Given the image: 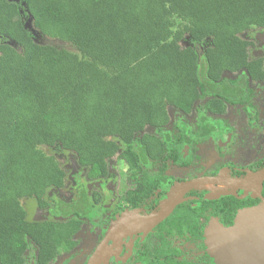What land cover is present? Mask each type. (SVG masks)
<instances>
[{"label": "trees", "instance_id": "1", "mask_svg": "<svg viewBox=\"0 0 264 264\" xmlns=\"http://www.w3.org/2000/svg\"><path fill=\"white\" fill-rule=\"evenodd\" d=\"M28 18L67 48L37 44ZM252 29L264 30V0H0V264H25L31 248L40 264L71 249L100 202L83 185L59 199L65 172L46 148L74 154L76 182L84 169L86 181L111 180L107 161L126 159L125 199L139 211L168 180V163L187 167L185 145L193 151L219 122L228 129L218 118L236 88L228 74L264 75L241 37ZM24 199L51 219L26 220ZM190 204L168 221L194 243L211 216L231 226L244 206L232 197Z\"/></svg>", "mask_w": 264, "mask_h": 264}, {"label": "flooded vegetation", "instance_id": "2", "mask_svg": "<svg viewBox=\"0 0 264 264\" xmlns=\"http://www.w3.org/2000/svg\"><path fill=\"white\" fill-rule=\"evenodd\" d=\"M261 46V50L263 51L264 43ZM248 60H262V70L264 73V60L262 57L250 59L248 53ZM241 73H233L234 77H229L231 80L236 81V88L232 89L231 95L233 101L230 104H226V112L218 116L219 120H229L231 126L226 130H222L224 127H221V123L219 122L218 129L220 131L208 133L205 130L203 133L205 137L207 136V141L195 144L193 151H191L189 146L185 145L184 148L188 151L184 153V157L187 155L189 157L187 167H178L171 162L167 164L164 174L168 180L164 183L163 187L157 188L153 193L154 197L149 202L145 201L141 207H138L139 211H136L140 215L149 214L157 208L164 200L170 188L176 183H183L202 177L243 180L256 175L264 169V75L261 80L252 81L246 72L244 74ZM187 119L190 120L189 118ZM191 152L195 153L191 154ZM170 169L179 171L183 176H172L169 171ZM78 171L79 166L77 165V169L73 172L74 178L70 187V197L64 198L58 193L59 199L66 202L73 200L77 192L75 187L83 185L88 194V201H92L93 195L96 194V197L100 196V202L92 204L93 212L90 213L89 218L83 222L79 232L75 235L76 245L71 249H65L62 246L58 247L57 250L50 254V259L43 260L41 264H89L90 258L104 239L110 224L122 213L133 210V207H130L125 199L126 193L129 191L125 175L129 170L121 174L123 187L122 200L115 203L110 199L104 200L110 194V183H112L114 178L110 170L109 173L112 175L111 180L98 179L86 181L84 169L78 176L79 181L76 182L74 175L79 173ZM94 182H97L101 186L104 191H102V194L97 190L88 189L89 183ZM229 197L244 205L236 210L234 214L236 218L240 212L255 208L264 202V179L260 184L248 187L215 184L199 186L187 192L182 197L181 202L190 201L189 207L194 208L196 205H203L205 201H210V205L215 206L213 203L218 202L220 204L225 198L228 199ZM152 200L153 203L150 207ZM208 211H211V208H208ZM40 215L43 218L38 222L51 219L43 210H41ZM169 216L153 228L147 230L137 228L133 230L130 237L123 236L119 251L114 250L112 247L113 239L110 240L103 247L93 264H213L205 252L204 229L213 220H216L217 224L221 227L230 226H224L219 216H211L206 224L199 229L198 234L202 236L200 245L199 241L198 243L190 241V234L187 228L185 229V226L174 228L173 224L168 221ZM97 218H100L103 229L98 232H96L97 229H89V231L92 230V234L88 235L92 239L89 244L84 246L79 241V235L82 232L83 226L89 221H96ZM35 253V249L31 248L25 254V264H40L35 260Z\"/></svg>", "mask_w": 264, "mask_h": 264}, {"label": "water", "instance_id": "3", "mask_svg": "<svg viewBox=\"0 0 264 264\" xmlns=\"http://www.w3.org/2000/svg\"><path fill=\"white\" fill-rule=\"evenodd\" d=\"M263 179L264 169L256 175L243 180H224L218 177H202L183 183H176L170 188L162 201L161 207L157 211L146 215H140L136 211H127L117 217L115 221L110 224L104 239L90 258L89 264H93L103 247L120 234L122 229L125 231L127 227L123 236L130 237L133 230L137 228L147 230L164 221L181 202L182 197L193 188L204 184L248 187L254 184H260ZM248 226L255 227V236L250 238L249 245L254 247L264 243V202L255 208L240 212L235 218L232 226L221 227L218 225L210 229L211 241L216 244L215 247L230 258L231 264H264V249L262 251V258L257 261V259H252L254 253L249 257L242 247V229ZM259 228L263 229L262 234H260ZM232 242H234V246H232ZM262 246L264 247V244H262Z\"/></svg>", "mask_w": 264, "mask_h": 264}, {"label": "rangeland", "instance_id": "4", "mask_svg": "<svg viewBox=\"0 0 264 264\" xmlns=\"http://www.w3.org/2000/svg\"><path fill=\"white\" fill-rule=\"evenodd\" d=\"M25 27L28 29V31H30L32 33L34 41L37 44L52 45V46H56L58 48H67L65 46V44H63L62 42H58L55 39H50V38H47V37L39 34V32L32 27L31 19H29V18L26 19V21H25ZM241 37L245 40L251 41L253 44V47L248 52L249 58L255 59V58L262 57L264 60V49H263V51L261 50L262 49L261 44L264 43V30L252 29V30L242 34ZM1 41L2 40L0 39V43H1ZM8 43L13 45L12 42H8ZM186 45H187V41H183L182 46H186ZM229 77L233 78L234 74H230ZM169 113L172 114V110H170ZM191 117H192L191 114L187 115V118L191 119ZM148 132H149V130H148ZM45 151L49 155H53L58 160L61 168L64 170L65 175H66L65 186L63 187V189L58 191L59 195H61L64 198L70 197V195H71L70 187L72 184V180L74 178L73 172H75V170L77 169L76 158H75L74 154L72 152H69V151H66L63 149H59V148H46ZM107 166H108L109 170L111 171V173L113 174L114 178H113L112 183H110V185H111L110 194H108V196H106V198L104 200L110 199L113 203L119 202L122 200L121 195H122V191H123L122 177H121L122 175L121 174H123L124 171L130 170L131 165L126 159L119 156V157L109 159L107 161ZM73 167H74V170H73ZM169 171L171 172L172 176H174V177L183 176L182 173H180L179 171H177L175 169H170ZM179 174H181V175H179ZM88 189L89 190H97L101 194L104 192L103 189L101 188V186H99V184L97 182L89 183ZM48 194H49V192L47 193V195ZM22 203H23V207L26 211V219L28 221L38 222V221L42 220L43 217L40 215L41 210H39L37 208V206L33 200L24 199ZM95 208H97V207L95 206ZM101 226L102 225H101L100 218H97L96 221L94 220V221L87 222L83 226L82 232L79 235V241L84 246L89 244L90 240L92 239V237H90L88 235V234H92V232H91L92 230L89 231V229H97L96 232H98L99 230L103 229V227H101ZM213 226H218L216 220H213L212 223L210 225H208L204 229V232H203V240H204L206 255L209 256V259L212 261L213 264H231L230 258L227 257L225 254H223L217 247H215L216 244L213 243V241H211L210 229ZM126 228H125V231L127 230ZM125 231L122 229L121 233L118 234L113 239L112 247L114 248L115 251H119L120 245H121V240H122L121 238L123 237V233ZM96 232H94V233L97 234Z\"/></svg>", "mask_w": 264, "mask_h": 264}, {"label": "bare ground", "instance_id": "5", "mask_svg": "<svg viewBox=\"0 0 264 264\" xmlns=\"http://www.w3.org/2000/svg\"><path fill=\"white\" fill-rule=\"evenodd\" d=\"M205 185H210V184H204V185H201V186H205ZM254 228L255 227H252V226L249 227L248 226V227H244L242 229L243 239H242V243L241 244H242L243 249L247 253V255L249 257H251L252 256L251 254L254 253L252 259H254V260L257 259V261H258L260 258H262V255H263L262 251H263L264 247L262 246V244H264V243H262L260 245H256L254 247L249 245L250 244L249 243L250 242V238L255 236ZM259 231L261 232L260 234L263 233V229L259 228ZM256 233H257V229H256ZM232 246H234V242H232Z\"/></svg>", "mask_w": 264, "mask_h": 264}]
</instances>
